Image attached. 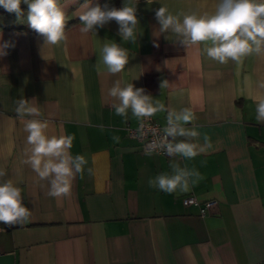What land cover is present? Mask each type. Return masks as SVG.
Wrapping results in <instances>:
<instances>
[{"label": "crops", "instance_id": "1", "mask_svg": "<svg viewBox=\"0 0 264 264\" xmlns=\"http://www.w3.org/2000/svg\"><path fill=\"white\" fill-rule=\"evenodd\" d=\"M85 2L59 0L67 40L57 46L30 28L28 6L19 18L0 9V43L14 44L0 56V168L22 189L31 212L24 224L0 222V264H264V124L256 121L253 102L264 55L220 64L203 54L202 44L185 50L175 35L159 32L160 6L203 14L218 0H138L134 44L122 40L114 20L96 35L82 33ZM105 41L129 50L119 74L97 70ZM117 79L144 88L169 110L190 109L195 119L188 127L196 126L201 143L208 135L214 149L191 160L141 152L129 134L139 120L130 111L127 120L117 116L107 96ZM20 98L34 100L48 135L74 136L71 153L84 155L93 169L76 176L68 197L48 196L22 163L27 133L15 111ZM166 117L152 118L165 124ZM172 162L199 170L202 179L187 193L149 188L148 178L170 172ZM184 196L215 199L217 207L202 216L199 206L181 203Z\"/></svg>", "mask_w": 264, "mask_h": 264}, {"label": "clouds", "instance_id": "2", "mask_svg": "<svg viewBox=\"0 0 264 264\" xmlns=\"http://www.w3.org/2000/svg\"><path fill=\"white\" fill-rule=\"evenodd\" d=\"M137 3L138 0H124L123 6L116 8L99 4L93 6L90 0H86L78 15L82 25L80 31L96 35L98 28L114 20L119 26L122 40L134 44L139 25ZM22 4L28 6L27 22L30 28L44 37L45 44L57 46L67 40V16L59 0H0V7L15 13L18 18L23 14ZM155 18L160 25V33L175 35L185 50L202 44L203 54L220 64L229 61L239 63L253 54L264 55V0H218L214 11L203 14H173L162 5L155 10ZM10 47H14L10 41L0 43V56H6V50ZM98 54L97 70H106L110 75L121 73L130 57L129 50L114 41L100 43ZM166 86L167 81L160 85L161 88ZM256 88L257 93L253 97L255 119L264 124V80L257 81ZM107 96L111 98L115 114L125 120L129 118V111L141 122L158 112H167L163 136L150 145L151 150L163 151L169 157L191 160L215 147L206 134L202 137L203 143L200 142L201 133L195 125L188 127L195 119L188 108L169 110L147 94L144 88H137L121 79H117L108 89ZM33 101L24 98L15 101V111L24 121V131L27 133L22 163L28 165L37 180L46 185L48 196L68 197L76 176L85 170L91 175L93 169L87 167L88 160L84 155L71 153L74 136L47 134L49 122L38 118L40 111ZM178 137L184 139L178 140ZM170 169V172L149 177L148 187L166 194L187 193L202 179L199 170L182 167L178 162H172ZM6 175V170L0 168V222L9 227L27 223L31 212L24 205L22 189L13 179H5Z\"/></svg>", "mask_w": 264, "mask_h": 264}, {"label": "built area", "instance_id": "3", "mask_svg": "<svg viewBox=\"0 0 264 264\" xmlns=\"http://www.w3.org/2000/svg\"><path fill=\"white\" fill-rule=\"evenodd\" d=\"M141 123L144 127L141 128ZM166 126L165 124H160L150 119H144L142 122L139 120L137 126L134 129H129V134L131 137H134L140 143V151L144 153H154L167 156L163 151H154L150 149V145L154 141H158L162 138L163 132L162 129ZM181 203L184 206L197 205L200 207V215L206 216L212 214L217 207V201L215 199H209L204 202H199L194 196H184L181 199ZM262 264V263H257Z\"/></svg>", "mask_w": 264, "mask_h": 264}, {"label": "trees", "instance_id": "4", "mask_svg": "<svg viewBox=\"0 0 264 264\" xmlns=\"http://www.w3.org/2000/svg\"><path fill=\"white\" fill-rule=\"evenodd\" d=\"M25 7H27V5H25V4H22V5H21V9H23V8H25ZM0 9L6 11L3 7H0Z\"/></svg>", "mask_w": 264, "mask_h": 264}]
</instances>
